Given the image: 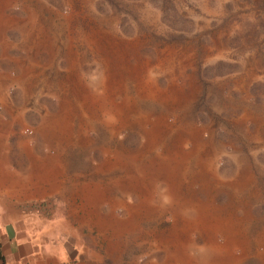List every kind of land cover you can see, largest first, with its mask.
<instances>
[{
  "label": "rangeland",
  "instance_id": "obj_1",
  "mask_svg": "<svg viewBox=\"0 0 264 264\" xmlns=\"http://www.w3.org/2000/svg\"><path fill=\"white\" fill-rule=\"evenodd\" d=\"M0 216L48 264H264V0H0Z\"/></svg>",
  "mask_w": 264,
  "mask_h": 264
},
{
  "label": "crops",
  "instance_id": "obj_2",
  "mask_svg": "<svg viewBox=\"0 0 264 264\" xmlns=\"http://www.w3.org/2000/svg\"><path fill=\"white\" fill-rule=\"evenodd\" d=\"M0 264H48L50 259H43L40 249L33 245L26 248L24 235L7 227L9 224L0 216ZM57 257L52 263L59 264Z\"/></svg>",
  "mask_w": 264,
  "mask_h": 264
},
{
  "label": "bare ground",
  "instance_id": "obj_3",
  "mask_svg": "<svg viewBox=\"0 0 264 264\" xmlns=\"http://www.w3.org/2000/svg\"><path fill=\"white\" fill-rule=\"evenodd\" d=\"M142 199H143V198H142ZM144 202H145V201H144ZM144 202H143V203H144ZM128 211H129V210H128ZM197 221H198V220H197ZM193 222H195V221H193ZM196 224H197V223H196ZM187 226H188V225H187ZM209 240H210V239H209ZM209 240H208V241H209ZM181 241H182V240H181ZM185 241H186V240H185ZM185 241H184V242H185ZM209 243H210V242H209ZM210 244H211V243H210ZM214 244H215V243H214ZM215 245H216V244H215ZM186 248H187V247H186ZM214 250H215V249H214ZM178 251H179V250H178ZM182 251H183V249H182ZM211 251H212V250H211ZM210 253H211V252H209V254H210ZM179 254H180V253H179ZM207 254H208V253H207ZM211 254H213V253H211ZM183 255L185 256V254H183ZM175 256H176V255H175ZM180 256H181V255H180ZM207 256H208V255H207ZM198 257H199V256H198ZM204 257H205V256H204ZM208 257H209V256H208ZM171 258H172V257H171ZM176 258H177V257H176ZM193 258H194V257H193ZM178 260H179V259H178ZM204 260H205V258H204ZM204 260H203V261H204ZM180 261H181V260H180ZM203 261H202V262H203ZM176 262H178V261H176ZM190 262H191V261H190ZM200 262H201V261H200ZM204 264H205V263H204Z\"/></svg>",
  "mask_w": 264,
  "mask_h": 264
}]
</instances>
